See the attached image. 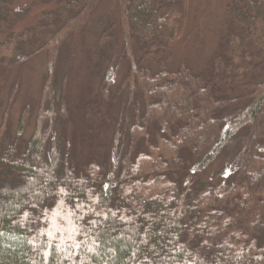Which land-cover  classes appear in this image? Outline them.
I'll list each match as a JSON object with an SVG mask.
<instances>
[{
	"label": "trees",
	"instance_id": "16d2710c",
	"mask_svg": "<svg viewBox=\"0 0 264 264\" xmlns=\"http://www.w3.org/2000/svg\"><path fill=\"white\" fill-rule=\"evenodd\" d=\"M19 1L0 0V81L40 52L47 70L15 129L0 122V264H264V0L228 1L198 71L169 66L181 0H116L80 99L66 46L102 0H51L14 32ZM83 122L109 132L103 154L78 155L74 125L66 139Z\"/></svg>",
	"mask_w": 264,
	"mask_h": 264
},
{
	"label": "rangeland",
	"instance_id": "374dc122",
	"mask_svg": "<svg viewBox=\"0 0 264 264\" xmlns=\"http://www.w3.org/2000/svg\"><path fill=\"white\" fill-rule=\"evenodd\" d=\"M229 0H181L183 18L180 23L176 39L169 48L171 55L169 66L182 62L191 69L198 71L204 68L212 55L216 52L219 38L224 34L227 23L225 6ZM51 0H20L14 5V10L20 18L15 22L12 31L19 32L23 28L35 24L41 12L48 9ZM116 0H102L96 7L82 33L75 43L69 42L66 50L70 47L75 51L69 78V93L74 99L86 96L93 97L98 77L89 75L93 63L95 41L99 30L98 22L115 12ZM109 18V17H107ZM6 34L0 33V42ZM91 58V59H90ZM173 61V62H172ZM47 70L45 52H40L28 61L17 65L9 70L0 81V122L6 116L11 129H15L20 111L24 105L35 106L38 102L43 79ZM118 80L119 76L114 77ZM12 101L9 102V94ZM79 141L83 140L87 147L77 142V154L82 157H97L103 154L108 147L110 134L102 131L99 134L86 135L90 130L87 123H76L67 128L66 139L70 141L73 130ZM32 118L27 125L24 136L27 137L32 131ZM86 128V129H85ZM87 130V132H86ZM84 137H82V133ZM220 163L210 166L200 172L203 179H209L212 170H217Z\"/></svg>",
	"mask_w": 264,
	"mask_h": 264
}]
</instances>
